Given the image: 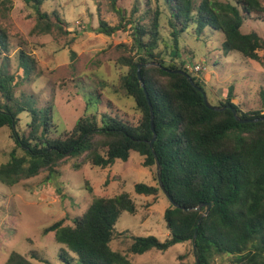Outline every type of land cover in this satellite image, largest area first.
I'll use <instances>...</instances> for the list:
<instances>
[{
    "label": "trees",
    "instance_id": "16d2710c",
    "mask_svg": "<svg viewBox=\"0 0 264 264\" xmlns=\"http://www.w3.org/2000/svg\"><path fill=\"white\" fill-rule=\"evenodd\" d=\"M24 1L35 9L39 20L49 16L40 9L46 0ZM117 1L111 0L112 8L120 16L118 25L100 21L97 29L106 35L121 29L132 34L131 47L136 55L135 59H121L129 67L122 76V85L134 100L140 118L132 122L117 113L91 112L79 117L71 130L56 131L52 107L38 106L32 96L18 97L14 75L0 69V128H10L15 144L8 160L0 164V183L13 186L42 171L48 172L46 181L52 183L67 157L80 158L75 168L82 163L107 168L116 160L127 161L131 151L143 156L146 167H156L157 158L162 182L180 205L169 203L165 209L169 237L161 241L153 235H128L131 243L127 252L113 249L111 242L125 233L116 230L120 215L124 211L135 214L137 204L126 191L96 197L82 215L74 218L73 225H65V220L60 219L44 229L45 234L54 232L62 246L59 255L62 262L136 264L129 259L130 252L142 254L152 249L164 252L181 242H189L193 248L196 233L193 252L200 264H213L216 255H224L226 264H264V120L240 122L229 108L235 107L242 119L262 118L264 92L263 105L258 109L242 110L233 102L232 89L216 105L226 108H208L202 92L177 71L188 73L208 96L204 81L191 74L184 61L167 62L165 53L158 51L165 41L160 18L163 12L157 9L151 23H146L143 21L146 15L132 19L117 7ZM164 2L172 39L171 45L166 42L165 45L171 46V57L179 56L180 37L184 33L194 31L199 36L209 29L222 33L221 46L225 52L236 51L247 59L260 61L258 51L264 50V38L256 31L243 32L242 26L251 13L264 12L262 0ZM49 18L51 23H62L56 11ZM3 49H7V33L0 25V51ZM20 57L28 75L32 63L23 52ZM139 64L153 108L154 151L149 145L154 136L151 109L137 74ZM21 113H27L30 119L25 129L19 125ZM156 180V185L136 183L135 191L146 196L163 193L157 174ZM208 202L211 209L199 224L206 207H197ZM65 249L73 255L68 256ZM184 256H179L181 261L177 264H198L195 258L183 261ZM31 257L53 264L34 252ZM4 264L35 263L13 251Z\"/></svg>",
    "mask_w": 264,
    "mask_h": 264
},
{
    "label": "rangeland",
    "instance_id": "374dc122",
    "mask_svg": "<svg viewBox=\"0 0 264 264\" xmlns=\"http://www.w3.org/2000/svg\"><path fill=\"white\" fill-rule=\"evenodd\" d=\"M116 5L132 19L146 15V23H151L157 9L163 12L160 18L165 41L158 51L165 53L167 62L184 61L188 71L204 81L212 104L225 100L232 89L233 102L242 110L262 107L264 50L258 51L260 61L247 59L236 51L225 52L222 33L208 29L207 35L184 33L180 37L179 56L171 57V46L165 45H171L172 39L164 0H118ZM40 9L49 16L56 11L62 23H51L49 16L39 20L35 9L24 0H0V25L7 33V49L0 51V69L14 75L15 94L23 98L32 96L38 106L50 105L56 131L71 130L79 117L91 112L108 111L137 122L141 113L122 85V76L129 67L121 59H135L136 55L131 47L132 34L121 29L106 35L97 29L100 21L110 26L120 21L111 0H46ZM242 31H256L264 38V12L251 13ZM22 52L32 63L28 75L21 63ZM196 65L201 67L199 72ZM19 116L20 128L25 129L30 119L27 113ZM14 145L10 128H0V164L8 160ZM143 160V156L131 151L127 161L116 160L107 168L90 163L75 168L80 158L67 157L52 183L46 181L47 171L13 186L0 183V264L13 251L35 264L46 263L32 258V252L53 264H66L60 259L62 246L54 232L45 234L44 229L60 219L65 220V225H73L74 218L82 215L94 198L123 191L132 196L138 211H124L120 215L116 230L125 233L111 242L113 249L127 252L131 243L128 235H153L161 241L168 238L164 219L170 203L167 196H146L135 191L136 183H157L156 167L144 166ZM65 251L68 256L73 255ZM180 255H185L183 261L194 260L189 242L177 243L164 252L152 249L128 254L136 264H177ZM226 263L224 255L213 259V264Z\"/></svg>",
    "mask_w": 264,
    "mask_h": 264
},
{
    "label": "water",
    "instance_id": "95a60500",
    "mask_svg": "<svg viewBox=\"0 0 264 264\" xmlns=\"http://www.w3.org/2000/svg\"><path fill=\"white\" fill-rule=\"evenodd\" d=\"M141 66H142V64H139V65H138L137 74H138V77H139V79H140V83H141V85H142V87H143V89H144V91H145V93H146V97H147V99H148V102H149V105H150V109H151V127H152V130L154 131V136H153L152 140L150 141L149 145H150L151 149L154 151V141H155V139H156V133H155V128H154V115H153V108H152L151 102H150V100H149V96H148V93H147V90H146V87H145L144 81H143V79H142V77H141V74H140ZM177 72H180V73L185 74V75L190 79L191 83H192L194 86H196V87L199 89V91L202 92V94H203V98H204V102H205V104H206V106H207L208 108L213 109V110H220V109H224V108H226V107L216 106V105L212 104V103L209 101V99H208L207 93L203 90V88H201V87H199L198 85L195 84V82L191 79V76H190L188 73H186V72L183 71V70H178ZM229 108L232 109V111H233V113H234L236 119H237L238 121H240V122H256V121H259V120H264V117H262V118H255V119H242V118L240 117V115H239L237 109H236L235 107H231V106H229ZM154 153H155V152H154ZM156 163H157V164H156L157 179H158V182H159V184H160V187H161L163 193L167 196V198L169 199V201H170L171 204H173V205L176 206V207H180V205H179L177 202H175V200L171 197L170 193L167 191V189L165 188V186H164V184H163V182H162V171H161V166H160V163L158 162L157 158H156ZM202 206H205L206 209H205V212L202 214V216H201L200 219H199V224L201 223L202 219H203V218L209 213V211H210V209H211V203H210V202H208V203H201L197 208H200V207H202ZM193 249H194V251H196V233H195V236H194V238H193ZM195 259H196V262H197L198 264H200V263H199V260H198V258H197V256H195Z\"/></svg>",
    "mask_w": 264,
    "mask_h": 264
},
{
    "label": "built area",
    "instance_id": "2783aa9c",
    "mask_svg": "<svg viewBox=\"0 0 264 264\" xmlns=\"http://www.w3.org/2000/svg\"><path fill=\"white\" fill-rule=\"evenodd\" d=\"M196 70H200L201 69V67L199 66V65H196Z\"/></svg>",
    "mask_w": 264,
    "mask_h": 264
}]
</instances>
